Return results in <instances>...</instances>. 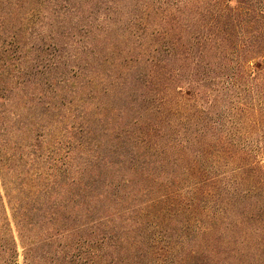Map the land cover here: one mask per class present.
Instances as JSON below:
<instances>
[{
  "label": "trees",
  "instance_id": "16d2710c",
  "mask_svg": "<svg viewBox=\"0 0 264 264\" xmlns=\"http://www.w3.org/2000/svg\"><path fill=\"white\" fill-rule=\"evenodd\" d=\"M18 245L264 264V0H0V264Z\"/></svg>",
  "mask_w": 264,
  "mask_h": 264
},
{
  "label": "rangeland",
  "instance_id": "374dc122",
  "mask_svg": "<svg viewBox=\"0 0 264 264\" xmlns=\"http://www.w3.org/2000/svg\"><path fill=\"white\" fill-rule=\"evenodd\" d=\"M4 200H6V198H4ZM9 213H10V210H9V207L7 206V210H6V214L7 216L9 217ZM4 234L6 235V233L4 232ZM16 234V232H15ZM18 252H19V256H18V262L19 264H21V261H22V248L20 247V245H18ZM0 255H3V253L1 252Z\"/></svg>",
  "mask_w": 264,
  "mask_h": 264
}]
</instances>
